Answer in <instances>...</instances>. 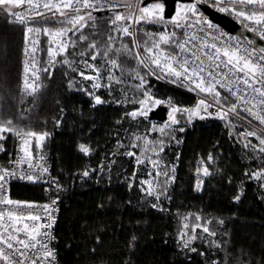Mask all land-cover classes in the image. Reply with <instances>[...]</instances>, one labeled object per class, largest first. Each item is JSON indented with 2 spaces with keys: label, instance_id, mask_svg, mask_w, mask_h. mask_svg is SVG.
<instances>
[{
  "label": "snow or ice",
  "instance_id": "obj_1",
  "mask_svg": "<svg viewBox=\"0 0 264 264\" xmlns=\"http://www.w3.org/2000/svg\"><path fill=\"white\" fill-rule=\"evenodd\" d=\"M142 2L143 0H0V12L13 17L9 23L24 28L26 56L29 54V33L39 35L42 32L48 37L46 49H43L47 53L44 65L38 67L33 57L29 75V62H25L24 93L36 94L41 87L39 82L42 74L47 73L50 79L52 73L49 68L61 63L83 80L92 81L89 87H80L78 90L92 97L93 107L108 102L96 92L103 87L112 95L114 84L121 85L120 90L125 96L122 101L114 98L115 103L139 105V108L124 114L138 123L140 117L148 119L152 108L167 104L170 111L166 122L159 127L153 123L146 130L148 135L132 133L127 143L123 138H118L115 151L111 153L113 157L122 155L135 159L136 169L128 178L129 189L136 184L139 166L146 162L150 165L148 178L141 179L137 186L152 208L163 211L162 198L172 199L169 188L176 180V166L165 164L161 154L167 144L176 140V132L185 131L184 126L175 127L181 125L182 121L184 125H191L195 119L224 121L229 136L235 135L236 142L243 143L244 148L258 162L256 168L250 166L245 169L244 178L249 182H257L264 189V45H258L256 40L245 35L246 32L252 33L264 41V0H190L180 3L178 11L170 19H165L163 15L162 2L141 7ZM21 5H26V8L16 11ZM201 5L232 16L242 25L244 31L239 35H230L223 31L208 19L201 10ZM48 13L59 21L58 28L36 26L47 22ZM94 13L102 14L99 19L107 20L104 31L98 27V17ZM104 13H107L106 17ZM144 24L157 25L163 31H147ZM85 28L89 29L88 34L84 32ZM124 37L130 38L131 48L124 41ZM85 41H88L87 46L81 47ZM10 43L9 34L0 30V56L8 50ZM31 43L36 45L39 41L32 40ZM69 48L72 49L73 57H80L79 62L68 58ZM35 50L33 47L32 51ZM122 54L134 59L136 67L131 70L125 68L120 63ZM58 56L64 58L58 61ZM98 57L101 61L99 65L95 63ZM141 69L146 71L142 73ZM88 70L94 75L86 74ZM116 71L120 72L119 76L115 74ZM126 73L139 83L129 85L125 79ZM149 76L195 92L198 97L195 105L178 107L171 98L166 101L155 98L151 87H148ZM75 83L70 80L69 87H75ZM129 90L133 92L131 96L128 95ZM238 109L251 116L252 120L259 121L261 127L257 128L252 120H246V123L240 125L243 130L237 133L236 124L230 119V114L239 117ZM60 122L56 120L55 123L59 126ZM120 123V120L116 121V124ZM152 132H158L159 137L150 140L149 135ZM9 134L19 142V148L15 155L8 153L9 159L6 163H0V264H56L55 250L49 244L54 239L50 229L54 223L52 212L57 200L39 205L11 198V183L17 179L33 183L44 181L49 184L53 194L62 190L59 180L50 175L41 154L50 133L35 131L29 125L20 126L10 115L0 116V153L5 152L2 141L7 140ZM249 137H255L259 143L253 144ZM120 149L124 151L121 152ZM132 149H139V154ZM34 151L36 155L33 154ZM77 151L88 157L95 149L79 143ZM149 151L151 156L147 155ZM106 160L107 156L96 168H85L80 173L81 179L89 178L93 172L102 174L106 170L111 171L115 160L108 163ZM215 162L216 158L211 153L206 160L203 157L197 160L194 186L196 191H201L204 178L213 174L210 166ZM228 182L232 183L231 178ZM243 183L242 180L241 184ZM242 195L241 187L233 197L234 202H239ZM177 215L179 227L176 239L181 250L197 252L192 244L199 239L206 241L210 248L219 249L217 259L212 264H264V255L256 259L250 251H245L242 247L235 248L230 239H215L216 225H223L222 219L208 218L198 212ZM197 229L201 230L199 234ZM229 235L228 232L224 233V236ZM136 241L137 236L133 233L128 245L130 250H134ZM96 243L101 245L99 236H96ZM96 253V248H93L92 254ZM204 254L199 253L201 256ZM125 264H131V260L125 261Z\"/></svg>",
  "mask_w": 264,
  "mask_h": 264
},
{
  "label": "trees",
  "instance_id": "obj_2",
  "mask_svg": "<svg viewBox=\"0 0 264 264\" xmlns=\"http://www.w3.org/2000/svg\"><path fill=\"white\" fill-rule=\"evenodd\" d=\"M96 16L98 27L104 31L107 20L99 19L101 15ZM52 24L57 23L53 21ZM143 27L147 31L159 29L151 24ZM0 30L11 37L8 50L0 56V116L10 115L20 126L29 125L35 131L50 133L44 148L53 160L55 176L64 185L60 194L56 243L61 264H101V261L103 264H125L128 260L131 264H212L219 249L210 248L206 241L198 239L193 242L192 247L197 248V252L178 247L177 214L188 212L222 219L224 224L216 225L217 241L230 239L235 248L250 251L256 259L264 255V189L257 182L244 178L245 169L250 166L256 168L258 162L243 143H237L234 136H228L219 119L191 125H184L182 121L181 125L175 126H184L185 131L176 132V140L167 144L161 154L165 164L176 166V180L169 188L172 199L162 198L163 211L152 208L137 186L146 175L147 164L139 166L136 184L129 189L128 178L136 169L135 159L111 156L118 138L127 143L132 133L148 134L146 130L151 128V120L139 118L138 123L124 115L139 105L115 103L114 98L122 101L125 96L120 90L121 85L114 84L112 95L103 87L96 92L108 102L93 107L92 97L78 90L89 87L91 81L83 80L61 63L54 68L50 79H44L41 90L34 95H26L21 89L25 65L23 28L9 23V15L0 12ZM84 32L88 34L89 29L85 28ZM128 42L131 48V41ZM87 44L85 41L81 47ZM71 52L70 48L68 58L79 62L80 57H73ZM97 62L101 63L99 57ZM120 63L129 70L136 67L135 60L123 54ZM71 79H75L74 88L69 87ZM125 79L129 85L139 83L127 73ZM147 79L148 87L157 99L166 101L171 98L178 107H184L194 99L190 93L174 85L151 76ZM132 94L129 90L128 95ZM56 120L61 121L59 126ZM117 120L121 123L116 124ZM159 135L158 132L151 133L153 140ZM2 143L5 152L0 153V163H5L16 142L9 134ZM79 143L90 145L95 151L85 157L77 151ZM132 150L139 154V149ZM209 153L216 158L211 165L213 174L205 178L202 190L196 191L197 160L201 157L206 160ZM106 156V163L115 160L111 171L93 172L89 178L81 179L80 173L85 168H96ZM229 178L232 183L228 182ZM241 187L243 195L239 202H234L233 197ZM44 193L42 183L11 184L13 199L40 201ZM200 231L197 229L198 234ZM225 232L230 235L224 236ZM133 233L137 241L134 250H130L128 245ZM96 236L100 237L101 245L96 243ZM93 248L97 250L96 255L92 254ZM200 252L205 254L201 256Z\"/></svg>",
  "mask_w": 264,
  "mask_h": 264
},
{
  "label": "built area",
  "instance_id": "obj_3",
  "mask_svg": "<svg viewBox=\"0 0 264 264\" xmlns=\"http://www.w3.org/2000/svg\"><path fill=\"white\" fill-rule=\"evenodd\" d=\"M180 3H184V2H181V1H178V2H177V4H176L175 14H176V12L178 11V6H179ZM140 5H141V4H140ZM24 8H26V5H21L19 8H16L15 10H16V11H22ZM121 10H122V9H121ZM175 14H174V15H175ZM47 15H48V17H49V19L47 20V22L44 23L43 25L38 24V25H36V26H41V27H45V26H46V27H49V28H58L59 26H58L57 24H52V22H53V21L55 22V20H56L55 17H52L51 13H48ZM230 17L233 18L232 16H230ZM12 19H13V17L9 15V21H11ZM208 19H209V18H208ZM233 19H234V18H233ZM209 20H210V19H209ZM234 20H236V19H234ZM210 21H211L212 23H214L215 25H217L219 28H221L223 31L229 33L230 35H236V34H233V33L229 32L228 30H226V29H225L223 26H221L220 24H218V23H216V22H214V21H212V20H210ZM236 21H237V20H236ZM237 22H238V21H237ZM238 23H239V22H238ZM21 27H22V26H21ZM22 28H23V27H22ZM23 31H24V28H23ZM28 36H29V54H28L27 56L24 54V39H23V55H24V58H25V62H26V61L29 62V68H30V73H29V75H31V61H32L33 57L35 58V61L37 62V66H38V67L43 66V65H44V62L47 60V53H46V51H44L43 49H46V42H47V40H48V37H47V36H44L42 32H41L39 35L34 34V33H29ZM32 40H37V41H39V43L36 44V45H32V43H31ZM33 47H35V49H36L35 52L32 51V48H33ZM68 51H69V50H68ZM61 57H62V56H58V57H57V60L59 61V60L61 59ZM57 65H58V63H57L54 67H50V68L54 69ZM23 69H24V68H23ZM22 73H23V74H22L21 89H22V91L24 92V90H23L24 72H22ZM162 81L168 83L166 80H162ZM39 83L41 84V87H40V90H41L42 87H43L42 79H41V81H40ZM169 84L174 85V86H176V87H178V88L183 89L184 91L190 93V94L194 97L193 101H192L190 104H187V105L184 106V107H192V106L195 105V103H196V101H197V99H198V97H197V95H196L195 92H189L186 88H184V87H180V86H178L177 84H172V83H169ZM221 91L223 92V90H221ZM201 95L203 96V94H201ZM29 96H30V95H29ZM212 110H213V109H210V111H212ZM237 111L239 112V117L235 116L234 114H230V119L232 120V122H233L234 124H236V132L238 133L239 131H242V130H243V129L240 127V125L246 123V120H252V117H251V116H248V114L245 113V112H240L239 109H238ZM168 113H169V111H168ZM168 113H167V115H168ZM241 118H246V119H241ZM167 120H168V117H167ZM167 120H166V121H167ZM209 120H212V119H205V120L195 119V120L192 122V124H194V123H196V122H208ZM220 121H221V120H220ZM221 122H222L223 125H224V121H221ZM252 123H253V125H255L257 128L261 127V126L259 125V121H257V120H252ZM225 128H226V127H225ZM226 129H227V128H226ZM250 130H251V129H250ZM227 132H228L227 134H228V136H229V130H228V129H227ZM233 136L235 137V135H233ZM229 137L231 138L232 136H229ZM248 139H250L251 142H252L253 144H258V143H259V141H258L255 137H249ZM15 142H16V146H15L14 151L12 152L13 155H15L17 149L19 148V142H18L16 139H15ZM32 143H33V148H34V147H35V141L33 140ZM33 154L36 155L35 151L33 152ZM41 154H42V155L44 156V158H45L44 163H45V166L48 167L50 175H51L52 177H56L55 174H54V172H53V160H52V158H51L49 152H48L47 150H45V148H43ZM5 163H6V162H5ZM25 167H26V165H25ZM47 178H48V177H47V174H46V176H45V180H47ZM56 178H57V177H56ZM57 179L59 180V183L62 185V190L59 191L58 193L53 194V192L49 189V184L46 183V182H44V181H40V182H36V183H42V184H44V186H45L44 198H43L42 200H40V201H33V200H21V201H30V202H35V203H37V204H39V205H43V204H50V203H51V200H53V199H56V200H57V204H56V206H55V210L52 212V215L54 216V223L52 224L51 229H50L51 234H52V236L54 237V239H53L52 242L49 244V247L55 250V253H56V264H61V263H60V260H59L58 252H57L56 243H57V224H58V221H59V218H60V211H61V205H60V194H61V193L63 192V190H64V185H63L62 181H61L59 178H57ZM14 182L27 183V184H35V183H33V182H29V181H27V180H19V179H17V180H13V181H12V183H14ZM12 183H11V184H12ZM11 198H12V197H11Z\"/></svg>",
  "mask_w": 264,
  "mask_h": 264
},
{
  "label": "water",
  "instance_id": "obj_4",
  "mask_svg": "<svg viewBox=\"0 0 264 264\" xmlns=\"http://www.w3.org/2000/svg\"><path fill=\"white\" fill-rule=\"evenodd\" d=\"M162 2L164 4V17L165 19H170L175 14L176 4L178 1L181 2H190V0H143L142 5H147L152 2ZM201 10L204 11L205 15L212 21L220 24L229 32L239 35L240 32H243L244 29L240 23L231 18L229 15L225 13L217 12L213 8H209L207 5H201ZM97 15H102L100 13H95ZM107 14V13H106ZM245 35L251 37L252 39L257 41L258 45H264V41L259 40V37L254 36L252 33H245ZM169 111V106L166 104L158 105L156 108L152 109L149 112L148 119L156 120V121H166L167 113Z\"/></svg>",
  "mask_w": 264,
  "mask_h": 264
},
{
  "label": "rangeland",
  "instance_id": "obj_5",
  "mask_svg": "<svg viewBox=\"0 0 264 264\" xmlns=\"http://www.w3.org/2000/svg\"><path fill=\"white\" fill-rule=\"evenodd\" d=\"M134 2H135V0H134ZM157 2H159V1H156V2H152V3H157ZM152 3H149V4H147V5H144V6H149V5H151ZM141 7H143V5H142V3H141V5H140ZM95 14V13H94ZM104 14H106V13H104ZM97 15V14H96ZM163 15H164V11H163ZM56 19V18H55ZM55 22L57 23V25L58 26H60V24H59V21L56 19L55 20ZM152 25V24H151ZM155 26H157V25H155ZM169 27H171V26H169ZM157 28H159V29H157V30H155V31H152V32H156V31H163V29L162 28H160L159 26H157ZM131 41L130 40V38L129 37H124V41L126 42V43H128V45H129V42L128 41ZM117 44H119V43H117ZM69 50H70V48H69ZM135 51V50H134ZM141 51V50H140ZM141 53H142V51H141ZM62 59L64 58V57H61ZM62 59H60V60H62ZM70 59V58H69ZM98 59V58H97ZM59 60V61H60ZM89 62L90 63H92V61L91 60H89ZM95 63L97 64V65H99L100 64V62L98 63L97 62V60L95 61ZM59 64V63H58ZM53 70L54 69H52V68H49V71L52 73L53 72ZM86 74H93L94 75V73H91V70H88V71H86ZM117 76H119L120 75V73H118L117 71H116V73H115ZM102 75H106V73H102ZM47 77V73H43L42 74V76H41V79H42V83L44 82V79ZM82 78V77H81ZM71 80H74L75 81V79H71ZM91 83H92V81H91ZM71 88H74V87H71ZM23 92V91H22ZM167 105V104H166ZM158 106V105H157ZM156 106V107H157ZM156 107H154V108H156ZM154 108H152V109H154ZM170 109V108H169ZM148 116H149V114H148ZM140 118H143V117H140ZM152 122H151V124H156L158 127L160 126V125H162L164 122H166V121H163V122H160V121H156V120H151ZM146 135V134H145ZM148 135V134H147ZM149 139L150 140H153L152 139V136H151V134L149 135ZM147 155H152V153H151V151H149L148 153H147ZM153 158H155L154 156H153ZM146 164H147V162H146ZM150 167V165H147V171H148V168ZM210 171H212L213 172V169L211 168V166H210ZM148 177H147V172H146V175H145V177H144V179H147ZM206 178V177H205ZM205 178H204V180H205Z\"/></svg>",
  "mask_w": 264,
  "mask_h": 264
},
{
  "label": "bare ground",
  "instance_id": "obj_6",
  "mask_svg": "<svg viewBox=\"0 0 264 264\" xmlns=\"http://www.w3.org/2000/svg\"><path fill=\"white\" fill-rule=\"evenodd\" d=\"M169 111H170V109H169Z\"/></svg>",
  "mask_w": 264,
  "mask_h": 264
}]
</instances>
